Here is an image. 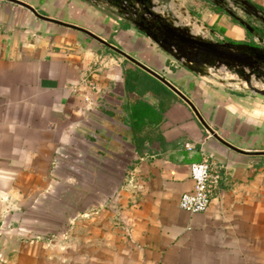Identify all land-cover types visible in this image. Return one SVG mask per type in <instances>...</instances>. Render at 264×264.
<instances>
[{"label": "crops", "instance_id": "0c3cea01", "mask_svg": "<svg viewBox=\"0 0 264 264\" xmlns=\"http://www.w3.org/2000/svg\"><path fill=\"white\" fill-rule=\"evenodd\" d=\"M23 1L121 48L174 84L219 136L264 151V95L226 67L190 70L105 0ZM249 1L264 11V0ZM153 2L196 36L264 50V25L239 9L254 34L208 0ZM130 70L143 71L0 0V264H264V155L224 146L175 93L131 84ZM121 151L129 166L116 164ZM205 156L221 165L218 190L206 211L189 213L179 197ZM73 172L99 182L96 199L66 198L79 187ZM54 203L74 210L52 216Z\"/></svg>", "mask_w": 264, "mask_h": 264}, {"label": "water", "instance_id": "95a60500", "mask_svg": "<svg viewBox=\"0 0 264 264\" xmlns=\"http://www.w3.org/2000/svg\"><path fill=\"white\" fill-rule=\"evenodd\" d=\"M31 11L37 18L44 21L59 24L85 33L94 40L108 47L112 51L120 54L125 59L133 63L144 72L148 73L169 90L181 98L195 114L202 126L217 141L224 146L245 155H264V151L244 150L226 141L219 136L213 128L209 126L200 114L193 102L182 93L174 84L167 80L145 63L139 61L121 48L109 43L102 37L94 34L90 30L59 19L49 17L38 12L32 5L23 0H5ZM99 2L100 0H91ZM112 3L117 11L129 20L134 26L138 27L161 50L180 61L184 66L195 72H203L204 68L220 69L226 67L231 73L238 76L239 80L244 81L246 88L252 92L264 95L263 88L254 87L251 83L252 78L256 81L264 82V50L246 44H235L231 41H212L202 35H194L186 26L174 25L173 19H168L157 12L153 0H105ZM213 4L224 6V11L238 21L245 29L255 33V28L244 18L237 14L239 9L245 17L253 18L264 25V11L259 9L249 0H208ZM261 39V38H260ZM235 82L236 80L233 79Z\"/></svg>", "mask_w": 264, "mask_h": 264}, {"label": "built area", "instance_id": "2783aa9c", "mask_svg": "<svg viewBox=\"0 0 264 264\" xmlns=\"http://www.w3.org/2000/svg\"><path fill=\"white\" fill-rule=\"evenodd\" d=\"M220 171L221 165L211 156L193 162L190 165L193 187L180 195L179 207L189 213L206 211L212 195L218 190Z\"/></svg>", "mask_w": 264, "mask_h": 264}, {"label": "rangeland", "instance_id": "374dc122", "mask_svg": "<svg viewBox=\"0 0 264 264\" xmlns=\"http://www.w3.org/2000/svg\"><path fill=\"white\" fill-rule=\"evenodd\" d=\"M185 23H188V18H185ZM252 85L254 87H257V88H263L264 89V82H261V81H256L254 79V77L252 78V81H251ZM245 87H247L246 83L244 81H242V83ZM110 144L111 145H114L111 141H110ZM123 154H126L125 156H123ZM70 155V154H68ZM64 159V157H63ZM105 159V158H104ZM116 159V164H119V163H123V165H127L129 166L130 162L132 159H130V157L128 156V152L126 153H123V151H121V156L115 158ZM67 160H69L72 164H75V160L74 158L70 157V158H67ZM105 162L108 161V160H104ZM110 161H112V159H110ZM57 162V163H56ZM80 162V161H79ZM60 162L57 160H55V164H59ZM62 167V166H61ZM72 170V169H71ZM123 172H124V169H123ZM117 173V176L120 177V180H121V176L122 174H126V173ZM103 177H107V176H111V174H107L106 172L104 174H102ZM72 177L71 178V182H73V184L79 186L78 188H71L69 190V193H67L66 195V198L68 200H72V199H76L77 197H83L85 198L86 200L89 198L91 200L92 199H96L97 196L93 195V190H94V185H97L99 182H97L95 180V178L91 177V174L89 172H84V173H75L73 172V174L70 176ZM94 187V188H93ZM89 191H92V192H89ZM58 202V201H56ZM50 212L53 214L52 216H55V215H58L60 216L61 213H64L66 210L69 211V212H72L74 210L73 206L71 204H65V203H54V205H51L50 206ZM55 223L58 224V226L62 225L63 222H58L56 221Z\"/></svg>", "mask_w": 264, "mask_h": 264}, {"label": "trees", "instance_id": "16d2710c", "mask_svg": "<svg viewBox=\"0 0 264 264\" xmlns=\"http://www.w3.org/2000/svg\"><path fill=\"white\" fill-rule=\"evenodd\" d=\"M217 8H219L220 10H223L224 11V6H220V5H217ZM129 75H128V80H131V84H134V83H139L141 80L142 82L147 86V87H154L155 88H158L161 90L162 89H166L168 90L162 83L158 82L157 80H155L154 78H152L150 75H148L147 73L143 72L142 71V74L140 75L139 73H134L132 70H130V72H128ZM132 78V79H131ZM154 80V81H153Z\"/></svg>", "mask_w": 264, "mask_h": 264}]
</instances>
